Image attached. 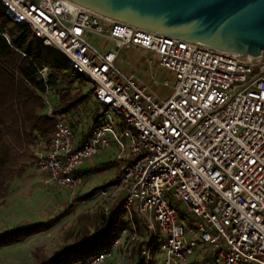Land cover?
<instances>
[{
  "label": "built area",
  "instance_id": "1",
  "mask_svg": "<svg viewBox=\"0 0 264 264\" xmlns=\"http://www.w3.org/2000/svg\"><path fill=\"white\" fill-rule=\"evenodd\" d=\"M0 14L27 26L31 44L55 47L66 63L50 52L52 64L79 73L100 111L80 141L65 117L55 115L54 130L35 145L43 149L38 166L49 181L74 188L86 159L113 143L117 148V185L125 194L104 212L126 216L134 232L123 240L124 221L108 248L74 264H102L120 247L122 258L130 256L137 240L133 212L155 233L141 248L146 258L159 246L163 264H182L201 243L212 264H264L263 56L153 32L65 0H0ZM133 49L147 51V62L167 75L124 68L121 54ZM48 74L47 65L39 68L44 81ZM47 113L54 116L52 107ZM96 194L106 196L107 189ZM178 203L196 220L193 227Z\"/></svg>",
  "mask_w": 264,
  "mask_h": 264
},
{
  "label": "trees",
  "instance_id": "2",
  "mask_svg": "<svg viewBox=\"0 0 264 264\" xmlns=\"http://www.w3.org/2000/svg\"><path fill=\"white\" fill-rule=\"evenodd\" d=\"M31 41V31L27 26L0 20V199L7 195L9 185L23 178L28 166L38 160L34 147L39 139H47L54 130L55 115H65L76 109L88 100L92 92L90 88L73 93L75 82L84 78L73 70H66L65 66L50 63L31 46ZM43 65L49 69L45 81L38 75ZM49 89H54L58 98L52 107L54 116L47 113L48 103L44 98ZM96 110L93 125L97 124L100 115L99 109ZM97 190L86 197L93 196ZM67 211L63 209L45 220L0 233V248L50 230ZM114 214V211L102 214L100 223L90 234L83 235L43 264H72L90 260L100 251L101 245L106 247L117 234L120 219ZM38 252H42V247H36L35 254ZM135 264H147L141 250Z\"/></svg>",
  "mask_w": 264,
  "mask_h": 264
},
{
  "label": "rangeland",
  "instance_id": "3",
  "mask_svg": "<svg viewBox=\"0 0 264 264\" xmlns=\"http://www.w3.org/2000/svg\"><path fill=\"white\" fill-rule=\"evenodd\" d=\"M0 20H6L2 14H0ZM93 39L97 41V43H103L104 48L111 46V43H104L105 41L98 37H93ZM38 51L50 63H52L50 52L56 55L57 61H59L61 64L66 63V58L59 54L56 48L53 46L49 47L47 50L38 48ZM132 55L131 57L128 54L126 59L128 60L135 58V53ZM140 62L143 64V67H145V75L147 74L149 76L150 74L155 73L160 79L167 75V72L160 68L157 64L154 63L153 65H150L147 62L146 56H142V58H140ZM66 68V70H71L69 67ZM90 86L91 85L84 80L81 82H75L72 87V92L75 93L79 90L88 91L91 88ZM47 96L49 97L48 100L50 101L47 105V109H49L50 107L56 105L58 98L54 92V89H49ZM91 96L92 94L90 92L88 98L91 99ZM89 107L90 104L86 102L80 106L81 109L77 108L75 111H72L70 116L73 117L74 114L76 116H80L83 114L84 110L86 108L88 109ZM96 111L97 110L93 109V113H96ZM98 112L100 114L99 110ZM105 118V115L101 116V119ZM36 168L37 164L29 165L25 176L23 178L14 180L9 185L7 195L3 199H0V233L17 226L39 222L40 220H43L49 215L53 214L55 211L57 212L54 213L56 215L62 212L61 209L64 208V204L54 199L52 190L47 188L48 182H46L43 178L40 179V181H35L34 178L37 177H33L32 173H34L33 171H35ZM77 198L80 201H76L75 204L77 205L73 211V215H71L64 224H60L58 227L49 231L36 234L23 242L0 248V264H43L48 262L53 256H55V254L65 249V247H67L69 244L80 239L83 235L90 234L99 221L97 216H99V209H101V205H97L94 208V212L92 214L96 215L95 219L92 218V215L90 216V214L87 213L91 209L93 210V208L87 207L94 204V197L90 199L87 198V207L83 209L81 208V206H83L81 197ZM63 200L70 202L69 204H71V197L69 194H66ZM73 206L74 205L72 204L70 210L73 209ZM176 206L180 212L181 218L190 222L192 217L189 215H184L183 209L180 208V205L176 204ZM132 216L134 222L140 220L137 213L133 212ZM120 219H122L123 222L125 221L123 227L126 228L127 234L124 235L123 240H127L128 237L132 235L134 230L129 228L130 225L126 220V216L120 217ZM119 226L120 224L116 228L117 230ZM151 228L145 226V224L141 225L136 223L137 240L133 244L132 254L126 258H122L120 247L118 248L116 254L114 255L112 253L113 256L107 258L103 264H112L113 261H117L119 264H135L142 246L148 242L152 234L154 235V232L152 231L153 228ZM110 244L111 243H109L106 247L101 245L100 251L108 248ZM36 247H42V252L35 254ZM155 249L156 254L153 257V262L154 264H159L160 261H162V258L158 253L159 246Z\"/></svg>",
  "mask_w": 264,
  "mask_h": 264
},
{
  "label": "water",
  "instance_id": "4",
  "mask_svg": "<svg viewBox=\"0 0 264 264\" xmlns=\"http://www.w3.org/2000/svg\"><path fill=\"white\" fill-rule=\"evenodd\" d=\"M65 1L81 10L153 32L264 57V0Z\"/></svg>",
  "mask_w": 264,
  "mask_h": 264
},
{
  "label": "crops",
  "instance_id": "5",
  "mask_svg": "<svg viewBox=\"0 0 264 264\" xmlns=\"http://www.w3.org/2000/svg\"><path fill=\"white\" fill-rule=\"evenodd\" d=\"M131 53L132 54L135 53V58L127 60L126 56L128 54L131 56L132 55ZM142 56L148 57L149 53L147 51L139 50V49L124 51L121 54L120 64L126 69L136 70L139 74H141L143 76L145 73L144 72L145 67H143V64H141V62H140V58H142ZM48 102H50V101L48 100ZM86 102H88L90 104V107L88 109L86 108L82 115L76 116L74 114L73 117H71L70 113L72 111H75V109L70 111L69 113L63 115L65 117L66 121L69 122L70 125L72 126L73 131H74V135L78 141L84 139L89 134L92 127L94 126L93 125V115H94L93 109L96 110V106H95V103L89 98ZM80 106L77 108L81 109ZM116 151H117L116 145L113 143L110 146H108L107 148H105L104 150H102L101 152H99L97 155L93 156L92 158L86 159L76 170V176L78 179L76 186L74 188H70V187H65V186H57L56 184L49 181L47 173L45 171H43L38 166V160H39L38 155L43 152V149H41V148L39 149L37 147H34V152L36 153V155L38 157V160L34 163V164H37V168L35 171H33L34 173H32L33 177H37V178H34L35 181H40V179H42V178L45 179V181L48 182L47 188L52 190V194L54 195V199H56L58 202L64 204L63 205L64 208H62L61 210L62 211H63V209L68 210L66 215L51 229L58 227L60 224H64L66 222V220H68V218L71 215H73V213H74L73 211L77 205L75 203H76V201H80V200H78L77 197H81V199H82L81 201H83V204H82L83 206H81L82 209L87 207V205H86L87 198L90 199V198L94 197V204L87 207V208H90V207L93 208V210L91 209L89 212H87L90 214V216L92 215V218L96 217V215L92 214L94 212V208L97 205H101V209H99L100 210L99 216H97V218H99V221L97 224H99L101 221L100 216L105 213L104 212L105 206L108 205L114 209L119 206V204L121 203L122 198L125 194V191L123 190L122 187L117 185L119 168H118L116 161H115ZM102 188L107 189V195L106 196H100V195L95 193L93 196L86 197V195L92 193L94 190H96V189L99 190ZM66 194L70 195L71 204H69L70 202H66L63 200V198L66 196ZM105 202H108V203H105ZM72 204L74 206H73V209L70 210ZM178 205H180V208L183 209L182 204L178 203ZM81 208H80V210H81ZM112 211H114V210H112ZM54 213H57V212L56 211L53 212V214L49 215L45 219L52 217L54 215ZM114 216H116V215L114 214ZM191 217H192V219L190 222L186 221L187 225L189 227H193L195 225V222H196V220L193 218V216H191ZM45 219H43V220H45ZM40 221H42V220H40ZM139 221L140 220L135 221V222L139 223L141 225L145 224V226H147L146 223L141 222V221L139 222ZM121 224H123L122 219H120V225ZM153 237H154V235L152 234V236L149 240H151ZM117 250L113 251L114 255L116 254ZM158 253L162 258V261H160L159 264H163V256L161 255L160 250ZM113 254L111 255V257L113 256ZM155 254H156V249H154L152 251L151 255L148 258H146V261L148 264H154L153 257ZM212 260H213V255H212L211 251L209 250V248L207 247V245L199 243L198 246L194 249L193 253L182 264H212ZM114 262H116V261H113V263Z\"/></svg>",
  "mask_w": 264,
  "mask_h": 264
},
{
  "label": "clouds",
  "instance_id": "6",
  "mask_svg": "<svg viewBox=\"0 0 264 264\" xmlns=\"http://www.w3.org/2000/svg\"><path fill=\"white\" fill-rule=\"evenodd\" d=\"M69 11H75V9H71V8H70Z\"/></svg>",
  "mask_w": 264,
  "mask_h": 264
}]
</instances>
